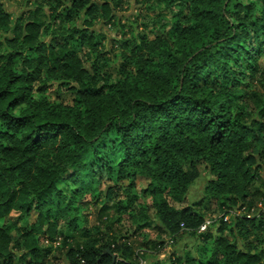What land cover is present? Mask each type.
Listing matches in <instances>:
<instances>
[{
    "label": "trees",
    "instance_id": "1",
    "mask_svg": "<svg viewBox=\"0 0 264 264\" xmlns=\"http://www.w3.org/2000/svg\"><path fill=\"white\" fill-rule=\"evenodd\" d=\"M5 2L0 264H264L263 209L250 217L257 200L264 205V183L255 186L264 170V98L252 89L264 70V0H159L157 19L122 42L127 51L115 66L96 43L86 53L95 20L113 22L109 3L36 0L35 19L13 25ZM47 10L45 25L38 17ZM82 18L85 29L59 32ZM55 86L60 102L48 92ZM198 164L211 176L205 196L180 209ZM105 179L115 180L106 193ZM138 180L152 200L143 211ZM101 201L90 227L85 210ZM214 206L224 219L236 208L241 215L209 227ZM116 214L129 217L131 231L115 227ZM182 235L200 242L201 258L160 259Z\"/></svg>",
    "mask_w": 264,
    "mask_h": 264
},
{
    "label": "rangeland",
    "instance_id": "2",
    "mask_svg": "<svg viewBox=\"0 0 264 264\" xmlns=\"http://www.w3.org/2000/svg\"><path fill=\"white\" fill-rule=\"evenodd\" d=\"M31 1V3H30ZM36 0H6L5 2V10L7 11V14L10 16L11 23L14 25L16 23H27L29 22L30 18L35 19V15L32 16V13H29L30 10H35ZM99 3H109V6L112 8V16H113V22L111 24L105 23L103 20H100V18H97L95 20V25L92 28V31L96 33L95 41L91 46L86 47V53L94 54L93 52V45L94 43L98 44V53L104 54L105 52L109 51L111 54H107V56L111 59L110 64L117 65L120 63V57L119 55L122 54V50H126L124 47H122V42L126 40H130L134 38V34H137L138 32H142L144 30V24H150L151 21H155L157 19V16L161 9H159V0H98ZM259 0H243L244 3H251V2H258ZM165 4H163L162 7H164ZM46 15L43 13H40V16L38 17L40 22L44 23L45 25L48 24V18L49 12L47 10ZM106 15L105 11L102 10L100 12V15ZM78 20V19H77ZM75 21V23L71 26L68 24L64 25V28L62 30H59V32L67 31L70 27L72 29L76 26V23L78 25H81L82 29H85L86 27L83 25V18L81 20ZM56 23V24H55ZM54 25L56 27H59V21L55 22ZM54 28V27H53ZM55 29V28H54ZM8 37H11V34H5ZM154 36L151 35L150 38H153ZM48 40V39H47ZM117 41V43H115ZM121 43V44H120ZM131 47V45H130ZM127 51V50H126ZM117 56L119 58H117ZM258 63L260 64V70L264 68V53L263 55L258 59ZM255 81L252 84V89H255L262 95L264 98V70L262 73L256 76L254 79ZM246 83H251L252 81L250 79H245ZM57 89V86L54 88L52 87L48 92L51 95L52 100L54 101H61L57 98V95L55 94V90ZM62 92V91H61ZM37 96V94H36ZM65 102L69 101L68 96L66 95L64 97ZM245 106L242 108L246 111V113H251L254 115L256 113L254 106L250 107L248 106L247 102L243 103ZM242 104V105H243ZM196 169L198 170L199 178L196 181V183L191 186V188L188 191V194L186 196V200L182 205H175L178 208H186L194 206L195 203L198 201H201L205 194V189L207 186V182L211 179V176L206 172L205 165L198 164L196 166ZM262 181H259L255 184L256 187L261 186V184L264 183V170L262 171ZM115 182V180L113 181ZM113 182L104 180V184L101 186V190L103 192H107L109 188H111ZM71 187V186H70ZM137 187L139 192V201L136 203V207L140 210H144L145 207L149 204H151L152 200L150 196L143 195V189L147 187V183L138 180L137 181ZM63 188L66 190L68 188L67 186H63ZM104 193V194H105ZM104 199V198H103ZM102 199V201H103ZM101 203L98 206L91 205L87 210H85L88 214L89 218V226L92 227L95 224V215H96V208L101 207ZM205 202V201H204ZM203 207H199V209H202ZM260 209H263L264 212V205L261 203L260 200H257L255 203V206L252 210L251 214H256L260 211ZM202 211V210H201ZM217 207L214 206L212 210L207 212L206 221L209 227H212L214 225L215 219H224L223 215H220V212H216ZM245 213V212H243ZM238 215H241V212L238 211V208L233 211V214L228 216V220L232 221L235 220V217ZM252 217V215L250 216ZM115 224L116 228L120 231H122L124 234H126L128 231H131V224L128 216H122V215H113V222H116ZM212 225V226H211ZM217 227V225H216ZM216 229V228H215ZM145 233L149 235L148 237H152L151 240L153 241H159V235L154 230H146ZM132 233L129 232L127 236H131ZM158 235V236H157ZM168 236H163L162 240H167ZM141 239V238H140ZM242 243V242H241ZM240 243V244H241ZM210 245H208V248ZM177 252L180 255H184L186 253L192 254L196 258H201L202 246L200 242H198L196 239L190 237L189 235H182L177 243L174 245H170V247L164 252L162 257L160 259L168 260L171 253ZM152 259H148L147 263H152Z\"/></svg>",
    "mask_w": 264,
    "mask_h": 264
},
{
    "label": "built area",
    "instance_id": "3",
    "mask_svg": "<svg viewBox=\"0 0 264 264\" xmlns=\"http://www.w3.org/2000/svg\"><path fill=\"white\" fill-rule=\"evenodd\" d=\"M224 221L227 222V221H228V217H226V218L224 219ZM203 230H205V228H204ZM46 243L49 244L48 241H47ZM58 243H59V242H57L56 244H58ZM171 243H172V242H171ZM141 264H146V262H143V261H142Z\"/></svg>",
    "mask_w": 264,
    "mask_h": 264
},
{
    "label": "water",
    "instance_id": "4",
    "mask_svg": "<svg viewBox=\"0 0 264 264\" xmlns=\"http://www.w3.org/2000/svg\"><path fill=\"white\" fill-rule=\"evenodd\" d=\"M108 253H110L109 251H107ZM113 260L116 261L117 260V256L116 255H111Z\"/></svg>",
    "mask_w": 264,
    "mask_h": 264
}]
</instances>
